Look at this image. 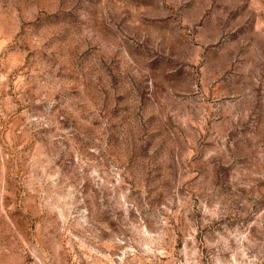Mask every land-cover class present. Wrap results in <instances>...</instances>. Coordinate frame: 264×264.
<instances>
[{"label":"rangeland","instance_id":"1","mask_svg":"<svg viewBox=\"0 0 264 264\" xmlns=\"http://www.w3.org/2000/svg\"><path fill=\"white\" fill-rule=\"evenodd\" d=\"M0 264H264V0H0Z\"/></svg>","mask_w":264,"mask_h":264}]
</instances>
